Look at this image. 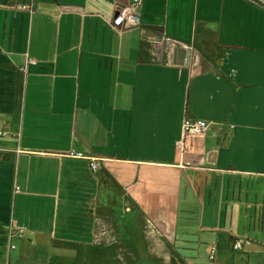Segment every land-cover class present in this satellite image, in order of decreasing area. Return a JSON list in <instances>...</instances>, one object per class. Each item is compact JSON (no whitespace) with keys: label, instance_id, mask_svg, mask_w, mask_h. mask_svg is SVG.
Wrapping results in <instances>:
<instances>
[{"label":"crops","instance_id":"1","mask_svg":"<svg viewBox=\"0 0 264 264\" xmlns=\"http://www.w3.org/2000/svg\"><path fill=\"white\" fill-rule=\"evenodd\" d=\"M131 2L0 0V264H264V0Z\"/></svg>","mask_w":264,"mask_h":264},{"label":"built area","instance_id":"2","mask_svg":"<svg viewBox=\"0 0 264 264\" xmlns=\"http://www.w3.org/2000/svg\"><path fill=\"white\" fill-rule=\"evenodd\" d=\"M142 4V0H132V2L129 5H116L114 9L113 18L110 20L111 25L115 29H132L134 27H137L140 25V16L138 13V9L140 8ZM19 9L21 10H28L33 11L34 5L32 3L30 4H24L20 5ZM33 62L32 59H28L26 64L22 66L21 69L26 71L27 66L29 63ZM212 126L211 122H208L203 119H194L190 117H186L183 121V139L178 142V147L183 149L185 140L189 137H195L199 135L205 134L209 128ZM231 128H234V125H230ZM71 155L75 156H84L83 153H76L72 151L70 153ZM93 169L96 168V164H92ZM24 230L23 229H13L10 232V239H13L14 237H23ZM244 245L243 240L237 239L233 242V249L239 250L242 249ZM14 244H11L10 247L14 248ZM215 247L212 248L210 258H215Z\"/></svg>","mask_w":264,"mask_h":264}]
</instances>
